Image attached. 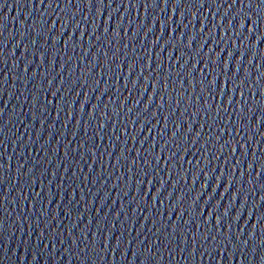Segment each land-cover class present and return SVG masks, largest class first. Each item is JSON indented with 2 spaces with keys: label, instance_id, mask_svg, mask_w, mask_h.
Segmentation results:
<instances>
[{
  "label": "water",
  "instance_id": "95a60500",
  "mask_svg": "<svg viewBox=\"0 0 264 264\" xmlns=\"http://www.w3.org/2000/svg\"><path fill=\"white\" fill-rule=\"evenodd\" d=\"M0 264H264V0H0Z\"/></svg>",
  "mask_w": 264,
  "mask_h": 264
}]
</instances>
